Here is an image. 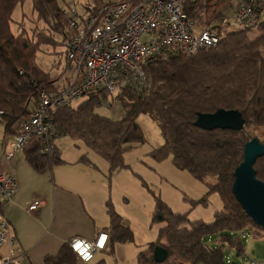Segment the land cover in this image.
I'll list each match as a JSON object with an SVG mask.
<instances>
[{
  "label": "trees",
  "instance_id": "1",
  "mask_svg": "<svg viewBox=\"0 0 264 264\" xmlns=\"http://www.w3.org/2000/svg\"><path fill=\"white\" fill-rule=\"evenodd\" d=\"M25 1L0 0V121L5 134L13 136L18 134L23 122L33 118L42 104L43 93L55 94L71 80L68 73L61 85L57 81L63 72L53 76L37 60L41 45H64L71 29L69 15L61 9L58 0H31L38 18L61 39L56 40L45 31L33 37L16 34L12 30L14 14ZM98 2L89 6L90 10L104 4ZM230 2L189 0L185 10L202 26L215 21L214 25L219 26ZM252 30L227 27L221 31L222 38L215 47L164 60L151 58L144 65L148 86L143 90L125 86L111 94L105 87H96L82 99L58 105L55 110L48 109L46 123L50 122L58 134L48 141L37 136L30 138L23 148L27 161L39 172L64 163L56 141L67 135L105 158L112 173L128 166L124 159L126 151L144 143L138 118L149 115L159 125L163 137V144L150 155L157 161L171 156L178 168L208 183L207 194L196 203L207 204L209 194L217 192L223 206L211 222L191 220L188 213L174 212L150 189L156 202L153 220L165 224L158 239L147 244L152 256L148 258L143 250L139 252L142 264H174L170 262L172 257L185 264H229L225 247L238 255L244 254L243 241L237 232L252 231L253 226L264 230L250 218L232 192L234 172L244 159L245 144L258 137L257 126L264 128V19L257 26L260 35L251 38ZM65 68L68 72L67 60ZM116 103L122 108V117L98 112L100 106L113 109ZM220 108L241 111L246 121L243 129L207 130L196 125L199 113H213ZM48 144L52 151H45ZM80 160L91 162L86 155ZM255 168L257 177L264 181V156L257 159ZM107 210L109 240L101 250L107 249L106 253L114 255L116 245L134 242L135 234L110 199ZM215 236L219 238L211 244ZM157 245L169 251L164 263L153 257ZM78 261V254L67 242L56 255L45 257L46 264H78ZM95 264H107V261L102 258Z\"/></svg>",
  "mask_w": 264,
  "mask_h": 264
},
{
  "label": "built area",
  "instance_id": "2",
  "mask_svg": "<svg viewBox=\"0 0 264 264\" xmlns=\"http://www.w3.org/2000/svg\"><path fill=\"white\" fill-rule=\"evenodd\" d=\"M187 1L110 0L86 13L72 6L65 9L71 29L63 48L71 80L55 94L43 93L42 104L33 118L23 122L18 134L4 142L2 158L12 161L33 136L48 141L58 134L50 122L46 123L48 109L55 110L58 105L80 99L96 87H105L111 94L125 86L143 90L148 86L144 65L151 58L164 60L215 47L224 28L257 30L264 19V0H237L233 19L226 15L219 26L201 27L185 10ZM50 148L48 144L45 151ZM18 188L14 172L0 171V250L9 245L8 252L0 257V264H21L23 258L14 246L11 225L2 213V205L15 196ZM42 204L37 200L29 210L34 213ZM108 240L109 234L103 231L95 242L74 237L68 243L82 261L89 262L107 246ZM253 264L258 263L253 260Z\"/></svg>",
  "mask_w": 264,
  "mask_h": 264
},
{
  "label": "rangeland",
  "instance_id": "3",
  "mask_svg": "<svg viewBox=\"0 0 264 264\" xmlns=\"http://www.w3.org/2000/svg\"><path fill=\"white\" fill-rule=\"evenodd\" d=\"M58 1L60 6H63L61 9L69 10V7L72 6L81 13L90 10L89 6L93 7L95 4H99L98 0ZM108 1L110 0H100V3ZM236 7L237 0H231L230 5L225 10V15L233 19ZM202 13L204 14V11ZM14 20L12 30L16 34L21 32L27 37H33L37 32L45 31L55 37L56 40L61 39L59 35L50 30V26L38 18V13L34 12L31 0H26L22 6L17 8ZM196 21L202 27L203 24L197 19ZM216 23L217 21L210 23V25ZM260 34V30H252L250 37L255 38ZM52 43L54 44L55 40ZM63 46L60 44H43L37 59L41 67L51 72L53 76H58L63 72L57 81L61 85L64 84L65 78L68 76V72L64 70L66 59ZM98 112L116 118L122 112V108L120 104L116 103L113 109L100 106ZM138 122L143 130L145 141L141 144H135L132 149L125 152L124 159L127 167L111 173L109 162L101 156L105 164L108 186L112 193L110 200L115 210L130 224L135 234V241L127 243L125 248L120 249L123 256L122 254L121 256L112 255L109 264H138L137 250H145L148 242L158 239L159 230L165 223L153 220L156 202L152 191L158 194L174 212L188 213L191 220L200 219L211 222L215 218L216 211L223 206L222 199L217 192L209 194L207 204L196 203L198 199L207 194L208 183L195 178L189 171L178 168L173 163L171 156L162 161L155 160L150 154L152 150L163 144L160 127L153 118L146 114L140 115ZM255 134L264 142V128L261 125L255 128ZM11 135L5 134L3 123L0 121V156L4 142H7ZM5 136L7 139L3 141ZM64 138L62 144L66 147V157H72L75 152L80 153L81 150L78 151L77 149L86 146L82 141H76L71 137ZM88 150L90 154L98 156L93 150L89 148ZM28 211L31 213L30 210ZM250 229L252 231L237 232L243 241L244 254L238 255L232 248L225 247V257L229 264H253V260L261 264L264 261V230L256 226ZM218 238L215 236L210 243L215 244V240ZM149 253L151 254V251ZM170 262L180 264L173 257L170 258Z\"/></svg>",
  "mask_w": 264,
  "mask_h": 264
},
{
  "label": "crops",
  "instance_id": "4",
  "mask_svg": "<svg viewBox=\"0 0 264 264\" xmlns=\"http://www.w3.org/2000/svg\"><path fill=\"white\" fill-rule=\"evenodd\" d=\"M122 116L123 111L117 117ZM64 137L69 136L58 138L56 143L65 162L47 167L42 172L29 164L24 150L17 151L10 162L2 158L1 153L0 171L14 172L19 183L15 196L2 205V213L11 225L14 246L22 252L21 264H46L45 257L56 255L71 238L95 242L100 232L108 233L110 217L107 200L112 199V193L105 164L98 153V156L90 154L86 146L77 149L81 150L80 153L75 152L72 157H66V147L62 144ZM12 138L13 135L8 141ZM6 139L5 136L3 141ZM83 155L90 159L89 164L80 160ZM37 200L43 204L30 213V205ZM126 244H117L114 254L121 256L120 249L125 248ZM8 250L9 245L3 246L0 257ZM142 250L146 257L152 256L147 248ZM142 250L136 252L138 264H142L139 257ZM106 252L107 249L97 251L89 262L79 258L78 264H95L102 258L109 264L112 255Z\"/></svg>",
  "mask_w": 264,
  "mask_h": 264
},
{
  "label": "water",
  "instance_id": "5",
  "mask_svg": "<svg viewBox=\"0 0 264 264\" xmlns=\"http://www.w3.org/2000/svg\"><path fill=\"white\" fill-rule=\"evenodd\" d=\"M245 118L236 109H218L213 113H199L196 125L207 130L231 129L240 131ZM264 156V142L254 137L245 144L244 159L236 167L232 192L250 218L264 228V181L257 177L255 163ZM157 262L164 263L169 257L166 247L157 245L153 251Z\"/></svg>",
  "mask_w": 264,
  "mask_h": 264
}]
</instances>
